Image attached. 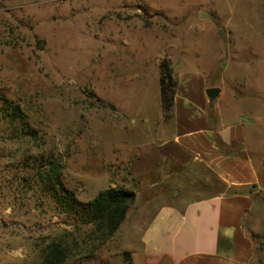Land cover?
I'll list each match as a JSON object with an SVG mask.
<instances>
[{"label": "rangeland", "instance_id": "1", "mask_svg": "<svg viewBox=\"0 0 264 264\" xmlns=\"http://www.w3.org/2000/svg\"><path fill=\"white\" fill-rule=\"evenodd\" d=\"M164 60L175 77L184 67L208 73L234 100L229 119L252 121L264 104V0H0V95L20 108L15 115L0 100V264H38L65 231L88 241L90 227L45 188L48 160L63 165L81 202L115 184L135 187L138 144L169 122ZM146 178L125 226L77 262L134 264L129 242L151 199ZM256 199L247 222L254 264H264V194Z\"/></svg>", "mask_w": 264, "mask_h": 264}, {"label": "crops", "instance_id": "2", "mask_svg": "<svg viewBox=\"0 0 264 264\" xmlns=\"http://www.w3.org/2000/svg\"><path fill=\"white\" fill-rule=\"evenodd\" d=\"M176 78L172 120L150 129L130 164L151 191L145 219L132 225L133 263L254 264L247 221L264 194V104L252 121L229 119L234 100L208 73L184 67ZM209 87L221 89L214 100Z\"/></svg>", "mask_w": 264, "mask_h": 264}, {"label": "trees", "instance_id": "3", "mask_svg": "<svg viewBox=\"0 0 264 264\" xmlns=\"http://www.w3.org/2000/svg\"><path fill=\"white\" fill-rule=\"evenodd\" d=\"M160 87L162 107L166 120H172L174 98L177 89V78L168 61L160 64ZM5 108L17 115L18 105L0 95ZM4 108V109H5ZM10 113V114H12ZM49 168L43 176L45 188L59 204L60 208L69 213L78 224L89 226L88 241L81 245L70 231L53 238L42 250V258L38 264H80L83 259L76 261L75 257H91L105 242H107L121 227L127 218L130 206L134 203L140 179L134 177L133 188L125 186H109L87 202H81L74 191L68 189L63 180V165L56 159L47 161ZM79 228V226L77 227ZM254 238V236H253ZM74 242V245L72 244ZM73 246L78 248L72 253ZM126 257L130 259V255Z\"/></svg>", "mask_w": 264, "mask_h": 264}, {"label": "water", "instance_id": "4", "mask_svg": "<svg viewBox=\"0 0 264 264\" xmlns=\"http://www.w3.org/2000/svg\"><path fill=\"white\" fill-rule=\"evenodd\" d=\"M207 14L205 11L202 12V17H206ZM219 36L222 38V39H225V33H224V29H220L219 32H218ZM221 92V89L219 87H209L207 90H206V94L207 96L210 98V100H214L216 99L219 94ZM116 186V184H115ZM113 186V187H115ZM176 194H178V191L176 192Z\"/></svg>", "mask_w": 264, "mask_h": 264}]
</instances>
